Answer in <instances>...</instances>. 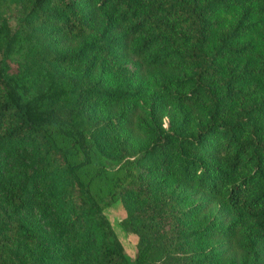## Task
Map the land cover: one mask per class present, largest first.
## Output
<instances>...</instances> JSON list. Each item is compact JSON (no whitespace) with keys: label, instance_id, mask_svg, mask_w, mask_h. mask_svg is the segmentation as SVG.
I'll use <instances>...</instances> for the list:
<instances>
[{"label":"trees","instance_id":"trees-1","mask_svg":"<svg viewBox=\"0 0 264 264\" xmlns=\"http://www.w3.org/2000/svg\"><path fill=\"white\" fill-rule=\"evenodd\" d=\"M0 264H264V0H0Z\"/></svg>","mask_w":264,"mask_h":264},{"label":"rangeland","instance_id":"rangeland-1","mask_svg":"<svg viewBox=\"0 0 264 264\" xmlns=\"http://www.w3.org/2000/svg\"><path fill=\"white\" fill-rule=\"evenodd\" d=\"M228 14H223L222 18H225ZM80 159H75V161H79ZM31 161L27 160L26 163L24 164H20L21 169L23 168H27L29 165H31ZM39 186L36 187V191H40V190H48L51 189V187L53 186V182L50 179H44L43 181L39 182ZM96 190V189H94ZM93 191V195L95 196V198H99L100 197V193L97 191ZM35 208L33 209L32 212H34L35 215L39 214L40 211L37 209L38 205H34ZM103 212L104 214L107 216V218L109 219L114 231L116 232L120 242L122 243L126 254L128 255L129 258H133V253L134 250L136 249V244L138 241V236L131 232V231H127L121 224V220L126 216V211L125 208L123 206V203L121 201L120 198L113 200V202L110 205L107 206H103Z\"/></svg>","mask_w":264,"mask_h":264},{"label":"crops","instance_id":"crops-1","mask_svg":"<svg viewBox=\"0 0 264 264\" xmlns=\"http://www.w3.org/2000/svg\"><path fill=\"white\" fill-rule=\"evenodd\" d=\"M135 253H136V249L134 250L133 257L135 256Z\"/></svg>","mask_w":264,"mask_h":264}]
</instances>
